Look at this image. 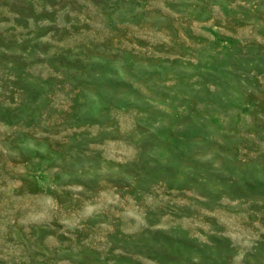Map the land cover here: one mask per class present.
<instances>
[{
  "label": "rangeland",
  "instance_id": "1",
  "mask_svg": "<svg viewBox=\"0 0 264 264\" xmlns=\"http://www.w3.org/2000/svg\"><path fill=\"white\" fill-rule=\"evenodd\" d=\"M0 264H264V0H0Z\"/></svg>",
  "mask_w": 264,
  "mask_h": 264
}]
</instances>
